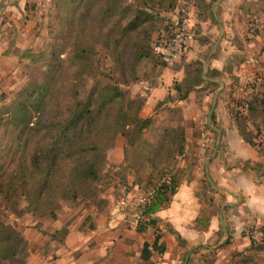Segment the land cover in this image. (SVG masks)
Listing matches in <instances>:
<instances>
[{"label":"rangeland","instance_id":"obj_1","mask_svg":"<svg viewBox=\"0 0 264 264\" xmlns=\"http://www.w3.org/2000/svg\"><path fill=\"white\" fill-rule=\"evenodd\" d=\"M39 1L41 5L31 2L35 6L33 18L19 19L15 24L0 19L6 25L0 31L9 40L12 37L11 42L5 41L0 46V54L5 57L0 59V109L12 104L19 91L40 78L52 62L51 52L58 54L59 65L60 60L68 58L69 38L61 40L50 33L51 0ZM137 1L124 0L126 4ZM183 6L190 9L191 44L172 66L157 65L150 59L139 60L136 51L130 61L132 56L126 53V64L139 77L136 83L131 82L132 72L126 74L128 84H123L121 73L107 51L101 44L95 46L98 70L87 79L119 83L129 92V97L141 102L139 117L151 119V125L133 144L120 135L115 138L105 152L106 177L95 186L94 196L87 194V200L76 204L59 202L57 221L24 212L22 201L18 205L19 214H7V222L25 239L16 264H36V260L31 261L36 253L57 262L60 245L70 231L88 239L83 247L85 252L81 248L73 255L76 261L81 257L79 264H264V246H257L261 227L239 223L241 213L223 206L233 200L217 188L218 181L206 172L212 165L228 170L240 166L238 161L229 160L232 156L228 155V146L222 139L235 126L233 113L237 111L246 117L245 124L253 132L257 146L251 148L264 157V114L252 120L247 116L246 104L239 107L241 101L245 103L252 96L254 89L264 92V0H177L173 11L160 14L162 28L150 34L148 43L153 42L167 22L177 25ZM175 28L174 25L172 30ZM199 62L204 82L179 101L182 92L196 81ZM68 70L66 60L61 77L59 67L55 78L57 100L60 87L65 85L60 79H67ZM212 74L217 86L208 85ZM175 84L181 88L179 94L174 90ZM5 129L0 127V154L6 153L5 135L9 133ZM171 130L184 132V149L180 155L164 146V136ZM9 160L7 157L4 164ZM244 164L249 166L248 162ZM254 165L258 172L264 167V163ZM161 172L166 176L175 174L180 185L185 186L184 193L192 203L186 213L187 222L175 221L165 210L159 216L154 215L161 219L154 228L138 234L137 226L130 224L138 217L137 208L123 209L119 202L124 197L135 199L146 193ZM157 231L161 233L159 243L164 251L160 253L152 248L150 259L141 260L143 243L151 244ZM37 236L39 240L35 239Z\"/></svg>","mask_w":264,"mask_h":264},{"label":"trees","instance_id":"obj_2","mask_svg":"<svg viewBox=\"0 0 264 264\" xmlns=\"http://www.w3.org/2000/svg\"><path fill=\"white\" fill-rule=\"evenodd\" d=\"M51 2L50 33L61 40L69 38L68 58L60 60L59 65L58 54L51 52L52 62L40 78L19 91L12 104L0 109V127L4 126L6 134L9 133L5 135L8 139L6 153L0 154V264H16V257L23 251L25 239L6 220L8 213L19 214L20 201L25 203L24 212L57 221L59 202L76 204L87 200V194L94 196L95 186L106 177L105 152L115 138L120 135L133 144L151 125V119L139 117L141 102L129 97V92L119 83L87 78L98 70L95 46L99 44L121 73L123 84L129 82L126 74L133 72L132 66L125 62L126 53L132 56L130 61L136 51L139 60L150 59L164 66L152 52V42L148 41L151 33L162 28L160 14L173 11L177 0H139L134 4H126L124 0ZM29 6L35 7L32 3ZM174 25L167 22L156 37L169 38L176 31V28L172 30ZM66 60L69 75L67 79H60L65 85L60 87L57 100L55 78L59 67L61 77ZM132 74L131 82L136 83L139 77ZM195 74L196 81L182 92L179 101L185 100L189 92L204 82L201 62ZM210 78L214 79V75ZM208 85L217 86L214 82ZM174 90L178 94L181 92L177 84ZM245 104L248 118L255 120L264 114V92L254 89L252 96L245 103L241 101L239 107ZM233 119L240 138L250 147L257 146L253 132L245 124L246 117L237 111ZM163 142L180 155L184 149V132L168 131ZM7 157L10 160L5 165ZM157 178V182L149 186L153 190L150 202L137 207L138 234L157 225L159 219L154 215L168 207L180 186L175 174L166 176L161 172ZM261 233L259 248L264 246V226ZM160 239L161 233L157 231L151 244L143 243L141 260L150 259L152 248L160 253L164 251Z\"/></svg>","mask_w":264,"mask_h":264},{"label":"crops","instance_id":"obj_3","mask_svg":"<svg viewBox=\"0 0 264 264\" xmlns=\"http://www.w3.org/2000/svg\"><path fill=\"white\" fill-rule=\"evenodd\" d=\"M34 1L35 0H0V19L6 18L15 24V21L19 19L33 18L35 10L29 5ZM5 26L6 25L0 22L1 31L5 30ZM1 31L0 46H3L8 41L11 42L12 37H9L10 40L7 39L4 37L5 34ZM21 31H23V29ZM29 41L31 42L32 38H29ZM17 42L19 44L21 39L19 38ZM15 53L18 54L17 52ZM1 56L0 59L5 58ZM208 80L218 82L213 79ZM222 137L228 146V155L232 156L229 160H234V162L238 161L240 166L228 170L227 167H223L222 169L221 166L212 165L209 166V169H206V172L210 173L213 180L218 181L219 184L217 188L233 200V203L226 201L223 206L232 207V209H235L239 214L241 213V216L238 218L239 223L242 222V224L247 223L262 227L264 226V167L258 172L254 164H263L264 157L257 155L256 151L240 138L235 126L232 127V130H230L227 135L224 134ZM245 162H248L251 168L245 166ZM232 165L235 166L237 164L234 163ZM184 187L180 185L168 207L161 210L162 212L165 210L168 211L167 216L172 214L174 220L178 222L181 220L187 222L186 213L192 205L187 195L184 193ZM158 213L155 215L159 216L157 215ZM243 215L245 216L243 217ZM195 219L196 217L194 220ZM35 239L39 240L38 236ZM87 240V238L81 237L79 234L76 235L73 231H70L60 245V260L57 262H50L48 261L49 258H43L40 254L36 253L35 256L31 257V261L36 260V264H79L81 257L76 261L73 255L81 248L85 252V248L83 249V247L86 245Z\"/></svg>","mask_w":264,"mask_h":264},{"label":"built area","instance_id":"obj_4","mask_svg":"<svg viewBox=\"0 0 264 264\" xmlns=\"http://www.w3.org/2000/svg\"><path fill=\"white\" fill-rule=\"evenodd\" d=\"M36 5H41L39 0H35ZM180 19L177 22L176 31L167 39L156 37L152 42V52L160 58L164 66H172L179 60L187 50L193 40L190 32V9L186 6L180 8ZM153 190L135 196V199L127 196L121 199L119 206L123 209L137 208L150 202ZM138 220L130 221L132 227H136Z\"/></svg>","mask_w":264,"mask_h":264}]
</instances>
